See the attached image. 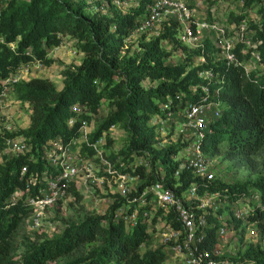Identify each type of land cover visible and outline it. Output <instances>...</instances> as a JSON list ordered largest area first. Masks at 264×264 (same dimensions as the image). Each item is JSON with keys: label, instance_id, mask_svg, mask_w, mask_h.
<instances>
[{"label": "trees", "instance_id": "1", "mask_svg": "<svg viewBox=\"0 0 264 264\" xmlns=\"http://www.w3.org/2000/svg\"><path fill=\"white\" fill-rule=\"evenodd\" d=\"M101 1L109 6L111 0ZM243 1L242 6H237L250 10L254 7L255 24L248 19L246 12L239 10L235 16L229 14L226 24L219 23V26L232 28L231 32L227 30V37L241 33L242 39L249 35L246 54H240V49L246 46L243 40L236 44L234 53L243 66L248 64L251 54H258L257 63L263 67L259 74L254 70L246 72L243 66H226L217 59V49L209 40L197 49L183 46L177 39L175 23L169 26L162 23L157 37L139 42L140 53L136 57L121 58L122 44L135 30L139 16L146 13L150 0L139 1L126 15L115 12L110 18L83 14L87 7H91L76 0H29L26 3L10 0L7 3L0 11V95L4 89L3 80L18 67L35 61L50 65L52 61L48 59V51L58 48L64 37L76 40L83 58L77 68L63 72L60 90H56L49 79L32 77L6 91L7 94L11 90L18 103L27 104L30 114L27 129L17 134L5 132L0 136V153L8 139L18 136L25 138L29 151L9 159L0 156V264H50L58 260L62 261L61 264H166L170 259L162 247L143 253L139 250L151 239L150 233H156L153 225L159 216L164 225L182 232L175 212L159 207L152 226L139 221L129 227L122 216L114 219L115 213L126 210L127 205L118 193L102 216H89L68 224L56 239L39 243L25 240L23 252L14 256L18 248L13 235L31 212L26 199L37 200L40 197L43 175L49 179L57 175L47 162L49 145L59 143L66 148L77 141L82 125L98 115L103 103L107 107L105 118L80 145L79 158L106 167L94 158L93 146L112 127L121 125L126 135V146L120 152L123 161L142 160L141 164H135L133 170L128 164L120 170L122 175L137 177L129 198L148 192L158 182L178 196L191 185L198 195L217 192L228 205L256 195L257 201L248 203L246 222L256 225L264 238V0ZM212 13L214 7L206 10L209 21ZM111 28L113 31L109 32ZM162 43L183 52L179 65H165L169 52ZM200 58L204 62L195 64ZM206 71L212 75L210 82L200 77ZM146 80L157 82V86L147 87L144 84ZM202 87L207 88L211 98L203 94ZM214 94L216 96L212 97ZM204 97L218 102L221 112L209 123L199 144L200 153L208 159L229 161L236 169L253 176L252 180L234 185L214 180L208 184L187 170L176 176L179 162L173 157L185 145L178 142L173 146L155 147L159 140L154 127L150 126L151 119L164 120L162 118L173 114L177 107L183 109L188 103L199 105ZM74 106L81 110L79 114L72 112ZM70 120L73 121L71 126L68 125ZM107 145L111 146L110 140H107ZM116 159V156H106L104 152L108 165L114 164ZM115 167L118 169L119 165ZM106 176L103 174L100 178L107 180ZM15 191L21 193L22 198L11 205L8 199ZM65 194L76 202L81 201V195L72 182ZM149 199L150 194L147 193L145 200ZM217 212L230 214L229 206ZM207 220L206 237L198 247L211 251L216 246L215 229L220 222L210 216ZM232 222L237 224L235 230L240 226V222L235 220L227 221V232ZM182 237L181 233L178 243ZM167 244L174 247L175 242ZM228 263L264 264V250L244 252Z\"/></svg>", "mask_w": 264, "mask_h": 264}, {"label": "built area", "instance_id": "2", "mask_svg": "<svg viewBox=\"0 0 264 264\" xmlns=\"http://www.w3.org/2000/svg\"><path fill=\"white\" fill-rule=\"evenodd\" d=\"M9 1L10 0H0V11ZM139 1L142 0H111L110 4L115 7L122 5L136 6ZM243 3V0H237L235 4L242 6ZM107 6V2L101 1V7L99 9L104 13L106 12L105 7L107 8ZM145 12L144 15L139 16L135 30L127 39L140 36L141 34H146L149 39H152L159 35L162 23H166L167 26L175 23L178 27L177 39L183 46L189 49H197L202 47V43L206 38L205 36L213 35V42H210H212L217 49V59L223 61L226 66H243V64L237 60L236 54L234 53V48L238 43L237 37L236 40L227 37V28H221L218 23L215 22L217 20L216 14L212 13L211 21H209L204 12L203 14L206 19L198 22L196 19V8L189 7L184 0H150V4L146 7ZM242 40L246 45L244 48H247L250 44L249 35H244ZM244 48L240 49V54H246ZM249 60L257 63L259 61L258 54H251ZM203 62L204 60L200 58L196 63L202 64ZM243 67L246 72L252 70L248 64ZM35 71H42V64L38 61L22 65L18 67L14 73L6 77L3 80L4 89L3 93L0 95V105L9 87L14 84L28 81L33 77ZM200 77L205 81H212V75L209 71L202 73ZM201 90L203 94L209 97L206 87H202ZM215 96L216 94L212 95V97ZM219 107L220 104L218 102H213L207 97H204L201 104L193 105L188 103L182 109V123L179 126L178 132L181 135L180 143L185 146L173 157V160L179 162L178 170L175 173L176 176L182 170H187L190 171L195 178L203 180L208 184L216 180L211 163L212 161L200 153L199 144L208 130L209 123L219 117L221 112ZM80 111L81 110L77 106L72 107V112L79 114ZM209 112H211L212 118L208 122L206 113ZM164 121L165 120L159 118H153L150 121V126L154 127V132L158 140L169 134V130L166 126L167 124ZM72 123L73 121L70 120L68 125L71 126ZM84 125L85 124L80 128L81 134L83 133ZM5 129L9 133L12 131L9 128ZM164 141L165 140L162 142L159 141L155 144V147L159 149V146H161ZM76 142L77 141H74L66 148L62 147L59 143H51L49 145V150L46 154L47 162L52 169L57 171V175L51 179L43 175L41 179L44 182V186L39 191L40 197L37 200L33 198L26 199L27 205L31 210L27 221L32 228L39 226L42 210L44 208H49L58 200L62 201L67 198L65 194L66 189L76 178L83 176L85 179L92 180L98 185L104 183V178H94L92 166L88 161L79 158L80 149L76 151ZM93 150L95 153L94 158H97L104 165L109 166L104 160V152L97 144L93 146ZM28 151L29 146L25 138L18 136L14 139H8L5 142V147L1 150L0 156L9 159L11 157L22 156ZM162 176L161 174V178ZM135 182H137V177L127 175L117 177V193L126 200L127 205L126 210H119L115 213L114 219L122 216L129 227L137 225L139 221L148 226H152V220L156 209L159 207H163L166 210L172 209L175 212L176 219L179 222L182 232L173 230L168 224H163L159 226V228L164 230L162 243H167L169 241L175 242L172 250L178 255L180 260L179 264H229L225 261L209 259L210 252L205 249L200 250L198 247L206 237L205 229L209 226L207 217L210 216L220 222V225L215 229L217 246L218 243L222 242L227 236L228 232L225 228L227 221L235 220L240 222V227H244L247 224L246 217L249 212L248 203L250 201H257L258 196H248L241 202L228 205L222 195L217 192H205L202 195H198L194 185H191V187H188L178 196L169 188L164 187L162 182H158L151 186L148 192L144 191L136 197L129 198L128 194L130 190L127 186ZM147 193L150 194V199L148 201L145 200ZM21 198V193L15 191L8 201L13 205ZM226 206H229L230 214L226 212L218 214L217 211L219 209H224ZM153 230L156 232V225H153ZM151 231L150 229V232ZM181 233L183 237L181 242L178 243ZM150 234L153 235V232ZM155 234L154 236H156Z\"/></svg>", "mask_w": 264, "mask_h": 264}, {"label": "rangeland", "instance_id": "3", "mask_svg": "<svg viewBox=\"0 0 264 264\" xmlns=\"http://www.w3.org/2000/svg\"><path fill=\"white\" fill-rule=\"evenodd\" d=\"M22 3H26L29 0H19ZM75 1V0H74ZM78 2H84L88 7L83 11V14L88 15L89 17L98 16L105 17L110 16L113 17L115 12H118L120 15H126L135 8L134 5L129 6H118L115 7L111 4L105 7L106 12H101L99 9L101 7V2L99 0H76ZM189 7H195L197 10L196 19L197 21H202L205 18L204 12L210 7H214V14L217 15L218 25H225L227 22V16L232 14L233 16L237 15L236 11L246 12L247 17L255 24V12L253 8L250 10L247 7L240 8L235 4V0H184ZM117 13V14H118ZM107 14V15H105ZM208 20V19H207ZM230 25V23H229ZM247 26V25H246ZM227 30L231 32L232 28L227 27ZM111 28L109 32H112ZM233 35V38L238 39V43L242 40L241 33ZM205 36V35H204ZM142 37V38H141ZM204 40H209L213 42L214 36L207 35ZM149 38L146 34H141L140 36L127 39L123 42L120 57L121 58H134L140 53L139 42L147 41ZM244 40V39H243ZM237 43V41H236ZM163 48H165L169 52V56L165 59V65L167 67H174L181 63L183 60L182 54L183 52L179 49H172L166 43L161 44ZM247 48H244V52H246ZM83 58V54H81L77 48L76 40L73 38H62L61 44L56 49H51L48 51V59L52 61V63L48 66L42 65V71L34 73L33 77H40L49 79L56 90H60L63 82V72L65 70H74L77 68L81 60ZM197 62V60H196ZM197 64V63H195ZM248 66L254 70L255 72L262 73L261 66L256 62H252L249 60ZM144 84L147 87L155 88L157 86V82H151L149 80L144 81ZM107 112L106 104L100 107L98 115L90 122L84 125V130L79 139L76 142L78 151L80 149V145L87 139V136L93 133L97 127V125L104 120ZM29 114L30 109L27 104H20L14 98L11 90L5 95V97L1 101L0 105V136H4L6 131L5 128H9L11 133L9 134H17L20 131L27 129L29 124ZM212 118L211 112L206 113V119L209 122ZM164 119L166 122L167 129L169 130V134L159 139L160 142L165 140L160 148L173 146L178 144L181 141V135L178 132L179 126L182 123V108H178L173 114L165 115ZM107 140H110L111 146L107 145ZM126 144V135L123 131L121 125H116L112 127L107 133L103 134L102 138L97 143V146L103 152H106V156L113 155L116 156L114 164H110L109 166H99L97 163H92L88 161V163L92 166V172L94 178H100L101 175L107 174V180L105 179L103 184H96L92 180H87L83 176H80L72 181L75 190L81 195V201L76 202L72 197L67 196L64 200H58L53 206L49 208H44L42 210L40 224L36 228H32L29 222L26 220L20 226V228L13 235V242L15 246L18 248V252L16 254H20L23 252L25 248V240H28L32 243H39L43 240H52L59 238L64 228L68 224H75L84 220L86 217L94 216L100 217L102 216L107 208L113 203V196L117 195V177L121 176V169L125 168L128 164L129 168L135 167V164H141L142 160H136L134 158L132 162L123 161V157L120 155V152L124 150ZM2 159L0 158V161ZM214 177L218 182H221L224 185H234V184H243L248 180H252L253 176H249L248 172L242 169H236L233 167L229 161L222 160L221 158L211 159ZM119 165V168L116 169L115 166ZM116 169V170H115ZM134 184H128L127 188H129L130 192L135 189ZM157 210V209H156ZM161 217L159 216L154 225H156V236L152 235L151 239L140 248L139 252L143 253L146 250H156L160 247L164 249V251L168 254L169 260L166 261V264H179L180 260L176 252L172 249V245L167 243H162V235L164 233L163 229H160L159 226L163 225ZM237 225L235 223H229L228 233L226 238L219 242L217 246L210 252L209 259L220 260L229 262L241 257L244 252H249L250 250L261 249L264 250V238L261 236L260 231L256 227V225L247 223L244 227H237L234 229V226ZM61 260H58L56 263L50 264H61Z\"/></svg>", "mask_w": 264, "mask_h": 264}, {"label": "crops", "instance_id": "4", "mask_svg": "<svg viewBox=\"0 0 264 264\" xmlns=\"http://www.w3.org/2000/svg\"><path fill=\"white\" fill-rule=\"evenodd\" d=\"M61 89V88H60Z\"/></svg>", "mask_w": 264, "mask_h": 264}]
</instances>
